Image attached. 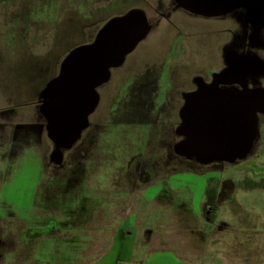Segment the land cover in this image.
<instances>
[{"label": "rangeland", "instance_id": "374dc122", "mask_svg": "<svg viewBox=\"0 0 264 264\" xmlns=\"http://www.w3.org/2000/svg\"><path fill=\"white\" fill-rule=\"evenodd\" d=\"M105 6L0 0V264H89L120 229L160 247L177 241L200 255L186 258L191 264H264L261 127L243 159L201 163L177 150L187 130L178 112L184 88H175L217 58L215 35L171 31L184 50L154 37L124 69L112 61V79L95 88L97 106L70 148H57L44 126L30 130L45 98L35 93L51 84L59 59L108 40L99 33ZM253 37L264 59V34Z\"/></svg>", "mask_w": 264, "mask_h": 264}, {"label": "flooded vegetation", "instance_id": "af4514ba", "mask_svg": "<svg viewBox=\"0 0 264 264\" xmlns=\"http://www.w3.org/2000/svg\"><path fill=\"white\" fill-rule=\"evenodd\" d=\"M105 2V10L106 8L111 10L103 12L99 33L105 31L108 40L120 41L119 46L128 50L116 64L118 69H124L129 55L154 37L164 36L166 49L184 50V43L171 37V31L180 32L183 36L185 32L198 28L215 35L213 46L219 51L217 58L213 56L208 65L199 68L201 74H196L190 80L188 75L186 80L175 88H184L181 92L183 97L181 108L198 97L189 95L198 92L213 98L217 97L218 92L235 98L244 95L246 104L250 97L247 95L253 94L254 91L263 93L264 59L258 51L263 45L255 40L253 35L264 34V0H105ZM56 66L55 74L49 77L46 83L52 82L59 75V65ZM112 76V73L108 72L106 77L110 81ZM122 77L123 81H126L128 75ZM150 81L153 80L149 79L148 82ZM40 93L42 95L44 92ZM41 103L42 100L39 102V122L46 130L47 123H44L46 119L40 111ZM137 109L133 108L132 111ZM260 116L262 115L258 112L256 125L259 124ZM245 129L247 130V127ZM186 139V134L182 135L180 143Z\"/></svg>", "mask_w": 264, "mask_h": 264}, {"label": "water", "instance_id": "95a60500", "mask_svg": "<svg viewBox=\"0 0 264 264\" xmlns=\"http://www.w3.org/2000/svg\"><path fill=\"white\" fill-rule=\"evenodd\" d=\"M120 43L99 37L92 44L72 52L63 63L59 76L44 91L40 111L47 121V136L57 148H70L87 127L88 117L98 103L95 88L107 76L105 71L109 64L112 61L118 64L128 52L119 46ZM199 93L189 95L198 97L180 111L187 139L179 143L178 152L201 163L246 157L255 139L256 112L263 111L260 95H247L250 96L247 104L245 96H241L230 113L227 100L223 103L219 97L222 93H217L216 101ZM246 127L249 130L247 136ZM240 134L243 138L238 140Z\"/></svg>", "mask_w": 264, "mask_h": 264}, {"label": "crops", "instance_id": "0c3cea01", "mask_svg": "<svg viewBox=\"0 0 264 264\" xmlns=\"http://www.w3.org/2000/svg\"><path fill=\"white\" fill-rule=\"evenodd\" d=\"M42 33H45L44 30L42 32L38 31V34L36 36L38 44L39 36L42 35ZM91 42L90 44H92ZM32 45V44H28ZM87 46V45H86ZM36 53L32 54V56L35 58L39 55L40 51L35 48ZM70 54L65 55L64 58L59 59L56 65H59V70H61V67L63 63L66 61V59L69 57ZM60 72V71H59ZM48 84V83H46ZM46 87H43L35 93L37 94V97L41 96L40 92H44V89ZM179 90V89H178ZM43 95V94H42ZM262 110L259 113H261L262 116L258 117L259 119V126L261 127V131L264 132V93L259 94ZM221 99L223 100V103L228 102L230 107V113L231 110L235 109L237 107V103L240 102V96L235 98L234 96H230L229 94H223V96L219 95ZM217 98V97H216ZM216 98L214 100L216 101ZM221 101V100H220ZM219 101V102H220ZM24 106V105H23ZM26 109H30L29 106L26 107ZM179 110V115L180 111ZM217 110V109H216ZM30 113V112H29ZM36 113V112H35ZM257 113L256 112V120H257ZM37 115V113H36ZM36 122H32L31 124L28 123V125H31L30 130H34V125L37 126V129L41 126V123L39 122V118L35 120ZM256 125V126H258ZM247 131V130H246ZM249 131V130H248ZM242 132V129H241ZM249 133V132H248ZM247 136V135H246ZM232 138L231 136H229ZM229 138V139H230ZM247 137H245L246 139ZM242 139V135L240 134L238 136V140ZM51 141V140H50ZM52 142V141H51ZM262 143H264V135L262 139ZM181 155V154H180ZM182 156V155H181ZM188 158V157H185ZM149 186H145L142 190H146ZM143 191V192H144ZM145 233V232H144ZM184 241H180V243H183ZM168 245H164L163 247L157 246L154 242V240L151 239L148 235L141 234L139 236L132 235L130 232L125 233L123 230H118L113 236L112 239L106 249L103 253L100 254V256L95 259L94 261H90L89 264H99L102 259L110 254L113 256L112 264H191L187 262L186 258H198L200 257L198 252H189L183 250V246H178L175 243L177 241H167ZM170 243V244H169ZM174 244V245H172ZM41 249H44L42 247ZM44 254V251H43ZM204 254V253H203ZM147 255H149L147 257Z\"/></svg>", "mask_w": 264, "mask_h": 264}, {"label": "bare ground", "instance_id": "6f19581e", "mask_svg": "<svg viewBox=\"0 0 264 264\" xmlns=\"http://www.w3.org/2000/svg\"><path fill=\"white\" fill-rule=\"evenodd\" d=\"M243 138V137H242ZM237 139H238V137H237Z\"/></svg>", "mask_w": 264, "mask_h": 264}]
</instances>
